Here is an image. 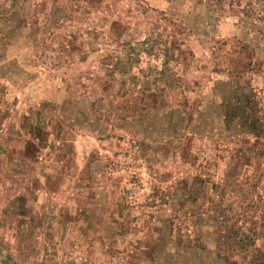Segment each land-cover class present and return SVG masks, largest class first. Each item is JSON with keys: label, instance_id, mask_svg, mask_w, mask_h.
Wrapping results in <instances>:
<instances>
[{"label": "rangeland", "instance_id": "1", "mask_svg": "<svg viewBox=\"0 0 264 264\" xmlns=\"http://www.w3.org/2000/svg\"><path fill=\"white\" fill-rule=\"evenodd\" d=\"M263 254L264 0H0V264Z\"/></svg>", "mask_w": 264, "mask_h": 264}, {"label": "trees", "instance_id": "2", "mask_svg": "<svg viewBox=\"0 0 264 264\" xmlns=\"http://www.w3.org/2000/svg\"><path fill=\"white\" fill-rule=\"evenodd\" d=\"M182 239H183V240H186V241L189 240L188 238H186V239H185V238H179V243H182V241H183ZM197 240H198V239H197ZM233 243H234L235 245L237 244V243L235 242V240H233ZM157 252H158V249L156 250V255H157ZM263 257H264V254H263ZM209 264H213V263H211V261H210Z\"/></svg>", "mask_w": 264, "mask_h": 264}]
</instances>
